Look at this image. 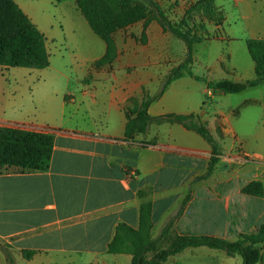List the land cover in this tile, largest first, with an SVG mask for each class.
I'll return each mask as SVG.
<instances>
[{"label":"crops","instance_id":"crops-1","mask_svg":"<svg viewBox=\"0 0 264 264\" xmlns=\"http://www.w3.org/2000/svg\"><path fill=\"white\" fill-rule=\"evenodd\" d=\"M14 1L45 35L51 63L15 72L0 67L8 71L0 79V125L54 134L55 143L47 172L0 169V264H8L6 253L15 264H132V255L110 254L109 245L120 224L139 229L141 206L148 203L153 238L170 216L163 230L188 218L208 223L203 194L210 190L196 177L208 165L211 145L175 123L152 122L145 134L126 138L127 113L145 96L144 76L124 72L134 64L120 62V52L112 69L96 67L107 44L72 2ZM61 48L70 54L68 62ZM57 57L65 71L54 65ZM253 77L251 66L248 79ZM201 89L192 77L175 80L149 114H200ZM214 219L226 225L224 214ZM23 251L35 254L27 260ZM216 251L188 248L164 264H209Z\"/></svg>","mask_w":264,"mask_h":264},{"label":"rangeland","instance_id":"rangeland-1","mask_svg":"<svg viewBox=\"0 0 264 264\" xmlns=\"http://www.w3.org/2000/svg\"><path fill=\"white\" fill-rule=\"evenodd\" d=\"M68 1L72 2L69 3L72 9L76 7L83 15L79 8V2L83 0ZM131 1L143 6L145 17L112 34L116 48L113 64L119 52L120 62L134 64L125 68L124 72L144 76L143 91L149 98L161 92L164 81L173 69L182 66L188 70L190 74L181 78L192 77L202 88L199 97L202 110L200 114H192L195 119L191 123L197 126L206 124L221 152L213 164L210 156L208 165L196 177L210 190L203 194L209 200L206 203L210 213L208 223L195 218L192 221L188 218V221L177 225L174 223L159 249L166 248L179 235L178 230L183 229L197 236H212L230 242L256 233L264 225V218H261L264 215V198L248 195L244 193V188L253 182L264 183V85L240 94L212 95L207 90L206 81H248L255 78L248 79L251 66L255 69V62L246 40L251 37L264 38V0H216L213 6L224 15L220 22L208 20L203 12L189 17L188 10L199 0H151L182 31L191 29L194 23L206 26L209 35L205 41L193 45L190 58L186 43L164 28L147 0ZM52 10H55L54 7ZM57 18L62 19L61 10L57 12ZM60 34L64 36L61 31ZM61 52L68 62L70 54L63 48ZM58 59L64 61L57 57L54 65L65 71L66 64ZM113 64L97 68L112 69ZM16 70L20 68L11 72ZM1 77H8V71L0 70ZM2 89L0 87V105L4 104ZM208 119L212 120L211 126ZM219 214L226 217V225L214 223V217ZM238 215L242 217L241 220L237 219ZM170 219L171 216L165 219L160 233ZM262 250L264 253V245ZM216 252V255L209 257V264H242L240 255L229 256L220 250Z\"/></svg>","mask_w":264,"mask_h":264},{"label":"trees","instance_id":"trees-1","mask_svg":"<svg viewBox=\"0 0 264 264\" xmlns=\"http://www.w3.org/2000/svg\"><path fill=\"white\" fill-rule=\"evenodd\" d=\"M61 3L67 0H54ZM216 0H199L189 10V17L204 13L208 20L220 22L224 15L213 4ZM160 18L164 28L184 41L191 57L193 45L205 41L209 31L204 25L194 23L186 31L172 24L159 9L157 4L147 0ZM79 8L94 32L107 44L106 55L96 62V67L111 65L116 59V48L112 34L119 28L131 25L145 17V9L139 2L131 0H83ZM251 57L255 62V78L248 81L221 80L206 81V86L214 95H234L264 85V38L246 40ZM50 54L47 39L31 18L14 0H0V67L44 69L50 66ZM190 72L179 66L173 69L159 94L147 97L135 111L127 113L129 124L126 138L145 134L152 122L175 123L200 134L212 147V164L221 155L218 143L205 125H195L191 121L194 116L165 115L152 117L149 108L166 91L176 79ZM131 114V115H130ZM133 115V117H132ZM54 134L39 133L21 128L0 126V169L16 168L22 172H47L51 166ZM244 193L264 198V183L253 182L244 188ZM171 226H167L162 234L153 238L152 204L141 206V222L139 229L127 224H120L116 229L113 241L109 245V253L114 255H132V264H164L188 248H209L220 250L229 256L240 255L242 264H258L264 261L262 246L264 245V225L256 233L243 235L241 239L230 242L212 236L177 235L164 249H159ZM35 252L23 251V257L31 259ZM8 264H15V259L6 253Z\"/></svg>","mask_w":264,"mask_h":264}]
</instances>
